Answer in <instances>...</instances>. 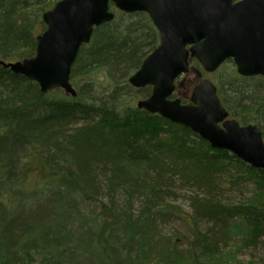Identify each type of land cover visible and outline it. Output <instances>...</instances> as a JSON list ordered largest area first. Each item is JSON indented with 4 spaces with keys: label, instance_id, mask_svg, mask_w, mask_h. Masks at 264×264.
<instances>
[{
    "label": "trees",
    "instance_id": "trees-1",
    "mask_svg": "<svg viewBox=\"0 0 264 264\" xmlns=\"http://www.w3.org/2000/svg\"><path fill=\"white\" fill-rule=\"evenodd\" d=\"M55 1L0 0L2 59L34 54L40 16ZM157 44L147 13L118 11L79 50L75 97L41 93L0 65V264H211L233 237L255 245L264 234V170L135 106L151 88L127 78ZM191 67L203 75L195 59ZM228 69L216 77L222 105L264 139V78ZM238 166L256 190L224 202L245 177ZM178 182L196 188L191 216L170 202ZM186 215L189 240L161 233Z\"/></svg>",
    "mask_w": 264,
    "mask_h": 264
},
{
    "label": "water",
    "instance_id": "water-1",
    "mask_svg": "<svg viewBox=\"0 0 264 264\" xmlns=\"http://www.w3.org/2000/svg\"><path fill=\"white\" fill-rule=\"evenodd\" d=\"M110 2L125 13L146 12L159 34L158 44L127 78L134 88L151 86L137 108L187 127L211 147L264 169L260 128L229 117L212 81L193 86L189 103L170 98L175 79L189 72L192 58L208 73L231 59L240 76L264 78V0H58L41 14L46 28L36 36L34 55L10 62L0 58V65L36 82L41 93L60 88L75 97L72 65L94 27L114 18Z\"/></svg>",
    "mask_w": 264,
    "mask_h": 264
},
{
    "label": "rangeland",
    "instance_id": "rangeland-1",
    "mask_svg": "<svg viewBox=\"0 0 264 264\" xmlns=\"http://www.w3.org/2000/svg\"><path fill=\"white\" fill-rule=\"evenodd\" d=\"M111 10L115 14L118 12V10L115 8H111ZM43 25L45 27V24ZM227 67H229L228 70H230V68H233L236 72L235 65L233 64L232 61L225 62L216 71L211 72V73L205 72L201 66L203 75L200 74L196 68L191 67L188 73L183 74L177 78L175 82L176 90L174 92L173 97L179 98L180 100L184 97L189 99L191 82L193 81L195 77H197L196 83L204 79H208L212 81L217 87L218 85V80L216 79L217 74L224 73V69ZM148 86L149 85L139 88V89L140 90L145 89ZM143 98L145 97L139 96L135 100V103L137 100L143 99ZM189 102L190 101L188 100L186 103H189ZM228 153L231 154L230 152ZM238 171H241L239 172L240 176H245V177H243L242 179H239L237 184L235 183L232 189H230L224 194V198L222 199L224 202H227V201L237 202L241 200L242 198L249 196L254 189L253 183L247 178L246 175H244L245 171L241 170L240 168ZM174 189L176 191V195L174 198L170 200V202L173 205L180 207L184 212L189 213V216H191L194 213V209L192 207L190 196L192 195V192L196 190V188H194L191 185H185V184H181L178 182L176 183V187ZM189 216L188 215L185 216L187 219V222L182 221L180 219L173 218L169 222L164 223L163 225H160L161 233L167 234L168 236H171L178 243L183 244L186 240H189L191 238V231L188 226V223L190 222ZM202 227L205 228L206 225L202 224ZM240 237L235 236L233 237V239H231L228 242V244L226 245L227 247L225 248V250H227L228 253H226L225 258H221V259L218 258V259H215L214 261L212 260L211 264H236L237 262H240V264H264V234L260 236L259 240L257 241L255 245H251L247 243L244 244L243 241L240 242L242 240V237L241 238Z\"/></svg>",
    "mask_w": 264,
    "mask_h": 264
},
{
    "label": "bare ground",
    "instance_id": "bare-ground-1",
    "mask_svg": "<svg viewBox=\"0 0 264 264\" xmlns=\"http://www.w3.org/2000/svg\"><path fill=\"white\" fill-rule=\"evenodd\" d=\"M249 166H250V165H249ZM251 167H252V166H251ZM253 168H256V167H253ZM256 169H261V168H256ZM262 170H264V169H262ZM253 186H254V189H253V191H254V190H256L255 183H253ZM253 191H252V192H253Z\"/></svg>",
    "mask_w": 264,
    "mask_h": 264
}]
</instances>
